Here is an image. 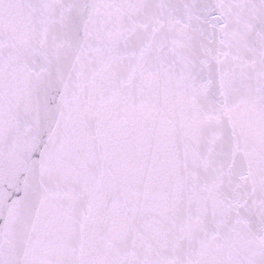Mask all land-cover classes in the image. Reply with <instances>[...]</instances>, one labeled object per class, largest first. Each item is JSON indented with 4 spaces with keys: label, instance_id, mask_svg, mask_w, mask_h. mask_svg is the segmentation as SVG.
I'll return each instance as SVG.
<instances>
[{
    "label": "snow or ice",
    "instance_id": "obj_1",
    "mask_svg": "<svg viewBox=\"0 0 264 264\" xmlns=\"http://www.w3.org/2000/svg\"><path fill=\"white\" fill-rule=\"evenodd\" d=\"M0 264H264V0H0Z\"/></svg>",
    "mask_w": 264,
    "mask_h": 264
}]
</instances>
